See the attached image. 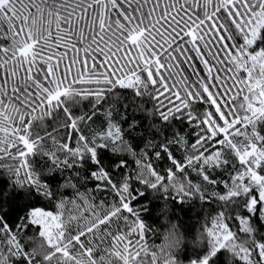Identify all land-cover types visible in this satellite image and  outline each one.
I'll return each mask as SVG.
<instances>
[{
	"label": "snow or ice",
	"instance_id": "snow-or-ice-1",
	"mask_svg": "<svg viewBox=\"0 0 264 264\" xmlns=\"http://www.w3.org/2000/svg\"><path fill=\"white\" fill-rule=\"evenodd\" d=\"M0 264H264V0H0Z\"/></svg>",
	"mask_w": 264,
	"mask_h": 264
},
{
	"label": "trees",
	"instance_id": "trees-1",
	"mask_svg": "<svg viewBox=\"0 0 264 264\" xmlns=\"http://www.w3.org/2000/svg\"><path fill=\"white\" fill-rule=\"evenodd\" d=\"M187 255H189V253L182 252V253H181V259H182V260H185V259L187 258Z\"/></svg>",
	"mask_w": 264,
	"mask_h": 264
}]
</instances>
